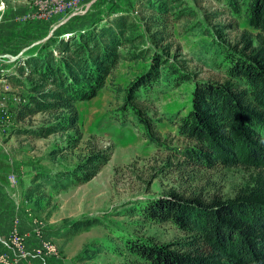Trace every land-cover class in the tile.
<instances>
[{
  "label": "rangeland",
  "instance_id": "374dc122",
  "mask_svg": "<svg viewBox=\"0 0 264 264\" xmlns=\"http://www.w3.org/2000/svg\"><path fill=\"white\" fill-rule=\"evenodd\" d=\"M158 7L159 0H0V55L17 56L31 48L19 60L0 58V264H148L130 247L173 244L185 237L171 223L147 221L142 214L148 201L171 190L232 199L250 185L252 170L245 168L181 167L177 151L192 143L176 126L191 111L195 84L222 82L224 50L238 53L242 36L254 33L245 5L183 0L186 13L180 16L159 14ZM121 16L138 25L142 48L152 50L148 60L154 53L164 55L191 82L143 89L137 103L124 107L120 90L150 65L125 61L96 98L77 105L80 133L34 137L31 132L47 125L48 116L17 121L27 93L9 76L19 75L28 56L53 51L64 36ZM133 107L141 111L140 119ZM144 119L160 145L145 138ZM93 148L110 150L112 158L92 181L65 191L36 181L38 175L58 178L73 172ZM89 220L99 224L72 233L76 222Z\"/></svg>",
  "mask_w": 264,
  "mask_h": 264
},
{
  "label": "trees",
  "instance_id": "16d2710c",
  "mask_svg": "<svg viewBox=\"0 0 264 264\" xmlns=\"http://www.w3.org/2000/svg\"><path fill=\"white\" fill-rule=\"evenodd\" d=\"M226 1L245 5L254 33L242 36L243 47L238 53L224 50L227 70L222 82L195 84L191 111L176 124L192 146L177 153L181 167L252 170L251 183L232 199L201 193L186 196L171 190L148 201L142 214L147 221L171 223L185 235L173 244L130 247L131 253L148 264H264V0ZM182 3L159 0L157 10L162 15H184ZM149 9L155 11L156 6L150 3ZM138 30L133 18L121 16L106 26L64 36L53 51L28 56L19 75L9 76L27 93L16 113L17 121L48 116L47 125L31 132L38 138L80 133L77 105L96 98L125 61H150V65L127 89L120 90L124 107L137 103L143 89L162 84L177 88L191 82L164 55L154 53L148 60L152 50L142 48L143 36ZM219 46L215 42L216 51ZM132 109L140 119L141 111ZM141 124L145 138L160 145L150 120ZM111 158L110 150L93 148L73 172L35 179L65 191L92 181ZM98 224V220L76 222L72 233Z\"/></svg>",
  "mask_w": 264,
  "mask_h": 264
},
{
  "label": "water",
  "instance_id": "95a60500",
  "mask_svg": "<svg viewBox=\"0 0 264 264\" xmlns=\"http://www.w3.org/2000/svg\"><path fill=\"white\" fill-rule=\"evenodd\" d=\"M46 40H43V41H40V42H37V43H35L33 46H36V45H40V44H42V43H44ZM31 48H27V49H25L24 51H22L19 55H17V56H12V55H3V56H1L0 55V58H10V59H12V60H19L21 57H22V55H24L28 50H30Z\"/></svg>",
  "mask_w": 264,
  "mask_h": 264
}]
</instances>
